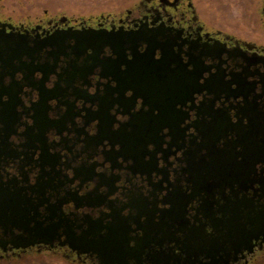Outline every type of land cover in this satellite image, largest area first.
<instances>
[{
	"label": "flooded vegetation",
	"instance_id": "obj_1",
	"mask_svg": "<svg viewBox=\"0 0 264 264\" xmlns=\"http://www.w3.org/2000/svg\"><path fill=\"white\" fill-rule=\"evenodd\" d=\"M246 12L0 0V264H260L237 210L264 198V0Z\"/></svg>",
	"mask_w": 264,
	"mask_h": 264
},
{
	"label": "rangeland",
	"instance_id": "obj_2",
	"mask_svg": "<svg viewBox=\"0 0 264 264\" xmlns=\"http://www.w3.org/2000/svg\"><path fill=\"white\" fill-rule=\"evenodd\" d=\"M28 5L37 9L40 4L49 5L50 8H59L61 12L75 14L79 16L89 15L93 9L110 8L116 0H27ZM209 11L216 17L221 15L223 25L227 29L238 30L244 23V14L253 17L247 13L246 9L252 8L256 0H205ZM30 264H44L42 262ZM46 264V263H45ZM48 264V263H47Z\"/></svg>",
	"mask_w": 264,
	"mask_h": 264
},
{
	"label": "water",
	"instance_id": "obj_3",
	"mask_svg": "<svg viewBox=\"0 0 264 264\" xmlns=\"http://www.w3.org/2000/svg\"><path fill=\"white\" fill-rule=\"evenodd\" d=\"M258 129L262 130L263 127H259V126L245 127L246 137L250 138L251 136L260 135V131L258 132ZM241 207L243 208L242 212L239 211ZM241 207L238 206V210H237L238 213L237 222H238V231H239L238 237L242 236L245 241L246 235L249 236L248 233L249 227H250V235H251L250 239H253L254 237L256 238L259 233L263 234L264 233V198H263V202L262 203L257 202V205L250 204V206L245 205ZM3 210L5 211L6 208H4ZM81 240H85V238ZM33 244L34 242H30L29 245H33Z\"/></svg>",
	"mask_w": 264,
	"mask_h": 264
},
{
	"label": "trees",
	"instance_id": "obj_4",
	"mask_svg": "<svg viewBox=\"0 0 264 264\" xmlns=\"http://www.w3.org/2000/svg\"><path fill=\"white\" fill-rule=\"evenodd\" d=\"M260 264H264V256L262 258L259 259L258 261Z\"/></svg>",
	"mask_w": 264,
	"mask_h": 264
}]
</instances>
